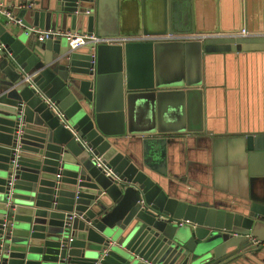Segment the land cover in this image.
<instances>
[{
    "label": "water",
    "instance_id": "95a60500",
    "mask_svg": "<svg viewBox=\"0 0 264 264\" xmlns=\"http://www.w3.org/2000/svg\"><path fill=\"white\" fill-rule=\"evenodd\" d=\"M122 1L49 0L15 10L20 23L0 15V264H261L264 132L243 138L247 191L208 193L183 168L199 125L161 129L151 114L139 128L136 106L182 97L199 83L202 56L264 50V37L194 35L190 0H141L158 10L157 34L144 39L114 27L111 42L71 48L65 38L27 33L106 36L103 7ZM179 30L191 38H157ZM168 50L192 58L194 77L153 79L154 59ZM137 57L146 64L142 84Z\"/></svg>",
    "mask_w": 264,
    "mask_h": 264
},
{
    "label": "crops",
    "instance_id": "0c3cea01",
    "mask_svg": "<svg viewBox=\"0 0 264 264\" xmlns=\"http://www.w3.org/2000/svg\"><path fill=\"white\" fill-rule=\"evenodd\" d=\"M0 1L15 11L20 9L18 6L25 5V1L33 6H46L49 0ZM190 2L187 16L194 35L264 37V0ZM103 8L102 32L106 36L113 32L114 27L119 34L129 37L147 38L157 34L158 10L153 1L143 4L141 0H127L120 4L108 3ZM90 12L96 14V8H90ZM241 28L246 34L241 33ZM191 59L186 53L181 59L173 50L160 53L156 64L155 59L153 62V79L156 72L161 83L182 84L187 78L194 77ZM132 71L136 84H142L146 72L143 58L134 60ZM198 79L199 83L194 87L181 89L184 91L182 97L168 94L158 103L139 98L136 126H147L151 114L154 118L159 117L161 129L188 126L189 122L199 125L197 134L202 137L188 145L189 153L183 155V168L193 177L192 181L208 193L220 194L218 190L244 193L248 188L249 175L243 138L246 134L264 132V50L208 53L201 58ZM173 88L180 87H168L166 91ZM191 90H197L198 96L189 95L187 92ZM164 159L172 164L176 162L169 152L164 154Z\"/></svg>",
    "mask_w": 264,
    "mask_h": 264
},
{
    "label": "built area",
    "instance_id": "2783aa9c",
    "mask_svg": "<svg viewBox=\"0 0 264 264\" xmlns=\"http://www.w3.org/2000/svg\"><path fill=\"white\" fill-rule=\"evenodd\" d=\"M24 6H30V4H25L18 6V8H22ZM86 13H89L90 10H86ZM0 15L2 18L5 20L6 23H20V19L16 17L14 13V8L12 6H8L4 4L3 2L0 1ZM242 34L245 33V29L241 30ZM32 32L36 35V38L40 41H43L48 38H57V37H62L65 38L71 48H76V47H81L89 44H94L96 45L98 42H111L112 38L108 36H97L94 32L92 33H87V32H78V31H70V30H62V29H57V28H47V29H36L34 27H30L27 31ZM177 36V37H175ZM191 38L190 35L186 33H173V34H168V35H159L157 38L160 39H169V40H174V39H181V38ZM131 38H137V37H131ZM144 39V38H141ZM11 184V181L8 182ZM178 224H183L187 223L188 220H176L175 221ZM253 242H259L256 238H252ZM261 264H264V261H262Z\"/></svg>",
    "mask_w": 264,
    "mask_h": 264
}]
</instances>
